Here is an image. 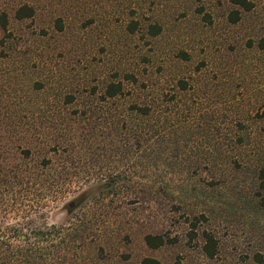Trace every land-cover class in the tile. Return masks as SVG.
<instances>
[{"label":"rangeland","instance_id":"374dc122","mask_svg":"<svg viewBox=\"0 0 264 264\" xmlns=\"http://www.w3.org/2000/svg\"><path fill=\"white\" fill-rule=\"evenodd\" d=\"M251 1L0 0V243L47 249L36 264H264V0ZM23 3L35 12L16 18Z\"/></svg>","mask_w":264,"mask_h":264},{"label":"trees","instance_id":"16d2710c","mask_svg":"<svg viewBox=\"0 0 264 264\" xmlns=\"http://www.w3.org/2000/svg\"><path fill=\"white\" fill-rule=\"evenodd\" d=\"M231 3L238 5L239 7L249 10L253 7V2L251 0H229ZM34 7L28 3H23L18 5L15 8L14 16L16 18H25L31 17L34 14ZM229 17L232 21H236L239 19V10L232 9L229 12ZM8 14L6 10H0V25L6 31L8 29ZM136 23V22H135ZM150 33L155 34L159 31V26L156 24H152ZM134 28V26H133ZM122 91V83L121 81H110L105 89V94L107 96H114ZM133 109H136L140 113L147 114L148 106L133 104L131 106ZM113 181H111L109 188H113ZM107 187V186H106ZM196 217L195 220L191 221V225L196 227ZM41 231V230H40ZM192 233H195V230H191ZM203 251L208 257H213L217 253L218 244L216 236L209 230H203ZM1 239V236H0ZM146 243L150 247H158L166 242L165 237L162 234L158 233H146L144 236ZM47 250V249H45ZM43 251V247H39L36 245H32L29 247H23L22 245H9L4 243H0V264H36V260H46V251ZM48 251V250H47ZM141 264H162L161 261L153 256H144L141 259ZM176 264H179L177 261Z\"/></svg>","mask_w":264,"mask_h":264},{"label":"water","instance_id":"95a60500","mask_svg":"<svg viewBox=\"0 0 264 264\" xmlns=\"http://www.w3.org/2000/svg\"><path fill=\"white\" fill-rule=\"evenodd\" d=\"M68 204H70L71 206L74 204V201L73 200H71V201H69V203Z\"/></svg>","mask_w":264,"mask_h":264},{"label":"flooded vegetation","instance_id":"af4514ba","mask_svg":"<svg viewBox=\"0 0 264 264\" xmlns=\"http://www.w3.org/2000/svg\"><path fill=\"white\" fill-rule=\"evenodd\" d=\"M76 202V201H75ZM69 206H71L70 204H68ZM71 207H73V205L71 206Z\"/></svg>","mask_w":264,"mask_h":264}]
</instances>
